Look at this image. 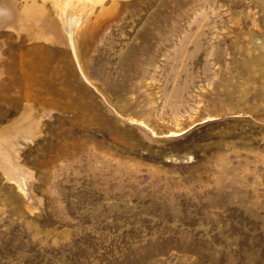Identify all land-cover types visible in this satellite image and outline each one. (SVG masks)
<instances>
[{"label": "rangeland", "instance_id": "obj_1", "mask_svg": "<svg viewBox=\"0 0 264 264\" xmlns=\"http://www.w3.org/2000/svg\"><path fill=\"white\" fill-rule=\"evenodd\" d=\"M110 14L88 80L71 48L0 28V129L42 114L25 196L0 170V264H264V0Z\"/></svg>", "mask_w": 264, "mask_h": 264}, {"label": "bare ground", "instance_id": "obj_2", "mask_svg": "<svg viewBox=\"0 0 264 264\" xmlns=\"http://www.w3.org/2000/svg\"><path fill=\"white\" fill-rule=\"evenodd\" d=\"M21 1L18 4L19 0H0V28L11 29L17 36H22L30 43L40 46L49 43L71 48L85 79L87 76L82 62L86 48L85 41L95 24L93 21L107 13L114 14L128 3V0ZM67 11L80 14L77 24L74 25L69 21L70 16ZM94 87L100 91L96 86ZM41 118L42 114L37 115L35 106L27 104L16 119L0 129V170L4 179L13 182L17 191L23 196L26 194L24 185L30 182L33 175L26 166L19 163V139L31 142L39 133ZM182 129L172 128L169 131L176 133ZM30 206L27 208L29 209Z\"/></svg>", "mask_w": 264, "mask_h": 264}]
</instances>
